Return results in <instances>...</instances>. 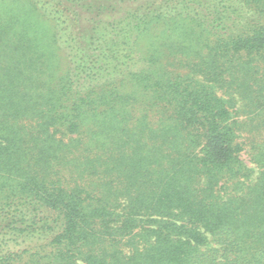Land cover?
I'll list each match as a JSON object with an SVG mask.
<instances>
[{
  "label": "trees",
  "instance_id": "trees-1",
  "mask_svg": "<svg viewBox=\"0 0 264 264\" xmlns=\"http://www.w3.org/2000/svg\"><path fill=\"white\" fill-rule=\"evenodd\" d=\"M0 264H264V0H0Z\"/></svg>",
  "mask_w": 264,
  "mask_h": 264
},
{
  "label": "rangeland",
  "instance_id": "rangeland-1",
  "mask_svg": "<svg viewBox=\"0 0 264 264\" xmlns=\"http://www.w3.org/2000/svg\"><path fill=\"white\" fill-rule=\"evenodd\" d=\"M242 159L246 162L249 167L254 168V165L248 161V157L245 154H242Z\"/></svg>",
  "mask_w": 264,
  "mask_h": 264
}]
</instances>
